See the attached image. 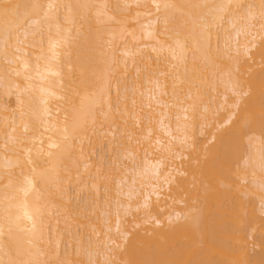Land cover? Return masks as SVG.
<instances>
[{
    "label": "bare ground",
    "instance_id": "6f19581e",
    "mask_svg": "<svg viewBox=\"0 0 264 264\" xmlns=\"http://www.w3.org/2000/svg\"><path fill=\"white\" fill-rule=\"evenodd\" d=\"M263 214L264 0H0V264H264Z\"/></svg>",
    "mask_w": 264,
    "mask_h": 264
},
{
    "label": "rangeland",
    "instance_id": "374dc122",
    "mask_svg": "<svg viewBox=\"0 0 264 264\" xmlns=\"http://www.w3.org/2000/svg\"><path fill=\"white\" fill-rule=\"evenodd\" d=\"M208 130H209V128H207V131H208ZM185 152H186V151H185ZM97 154H98V153H97ZM186 158H187V157H186ZM179 161L181 162V161H186V160L184 159V157H181ZM179 161H178V160H177V161H174V163H176V162L178 163ZM180 162H179V165L181 166V163H180ZM177 163H176V166L178 167V164H177ZM238 179H239V178H238ZM86 189H87V188H85L84 190L82 189L83 191H82V190H79L80 192L78 191L79 193L77 194V192H73V191H75V190L71 187V188H70V191L73 192V193L71 192V197L74 199V198H75L74 195L77 194L76 197H78V198L81 199V200H82V199L84 200L85 196L87 195L86 193H88V194H89V192H90V194L93 193V191H92L90 188H89L88 191H87ZM85 190H86L87 192H86ZM90 190H91L92 192H91ZM82 194H83V196H82ZM100 194H101V195L104 194L102 190H101ZM91 195H92V194H91ZM80 197H81V198H80ZM251 199H252V200H255V202H256V199H255V198L251 197ZM83 200H82V201H83ZM72 201H73V200H72ZM179 205L182 206L181 204H179ZM263 215H264V214H263ZM263 215H262L260 218H262ZM94 222H96V221H94ZM125 226H126V224H125ZM100 237H101V236H100ZM100 237H98V238H100ZM249 243H250V244H249L248 249L250 250V253L252 254V253H254V251H256L257 249H256V247H255V243H254L252 240H250ZM84 258H85V257H84ZM84 258H83V259H84ZM84 260H85V259H84Z\"/></svg>",
    "mask_w": 264,
    "mask_h": 264
}]
</instances>
